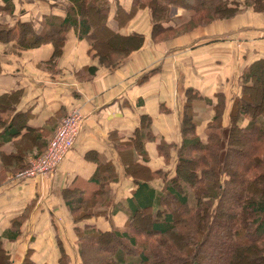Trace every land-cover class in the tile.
<instances>
[{
	"label": "crops",
	"instance_id": "1",
	"mask_svg": "<svg viewBox=\"0 0 264 264\" xmlns=\"http://www.w3.org/2000/svg\"><path fill=\"white\" fill-rule=\"evenodd\" d=\"M142 1L146 6L137 9L128 22L120 24L114 16L117 6L129 12L134 1L109 0V27L123 35L138 33L145 38L144 46L120 60L115 68L101 66L89 43L80 39L75 30L67 33L55 73L40 68L53 55L51 43L22 53L14 51L15 42L0 43V96L22 91L15 109L0 115L11 120L19 112L28 113V127H22L13 140L1 144L5 134L0 128V172L4 169L3 153L14 157L20 146L28 151L31 142L25 136L33 134L29 130L45 132L47 136L43 137L49 141L69 109L78 106L85 118L74 148L55 172L18 179L7 170L0 183V237L14 218L23 216L18 239H4V248L10 251L13 264H21L28 250L38 264H58L63 250L74 264H80L76 226L122 228L127 216L122 211L108 220L93 216L76 224L65 203L66 188H80L90 197L100 187L94 181L99 162H112L118 174V180L109 184L114 187L112 203H121L137 188L134 178L125 173V161L138 159L151 170H165L174 175L177 149L184 139L187 92L191 89V94H196L190 106L193 131L205 140L219 98L223 100L222 124L228 127L245 68L264 58V16L244 12L233 19H219L185 35L156 42L152 37L150 0ZM15 4L12 25L31 20L38 32L44 29V15L65 16L68 6L66 0H15ZM174 13L165 26L178 27L195 14L193 10L178 8ZM89 65L98 68L93 77L83 71ZM156 68L159 70L150 74ZM147 115L152 119L153 133L174 146L169 162L160 156L154 141L146 144L148 162L142 161L136 149L120 147L133 137ZM247 123L245 119L243 124ZM21 153L26 154L24 150ZM36 153H30L27 164ZM127 153L129 160L124 158ZM150 185L162 190L164 181L155 178Z\"/></svg>",
	"mask_w": 264,
	"mask_h": 264
},
{
	"label": "trees",
	"instance_id": "2",
	"mask_svg": "<svg viewBox=\"0 0 264 264\" xmlns=\"http://www.w3.org/2000/svg\"><path fill=\"white\" fill-rule=\"evenodd\" d=\"M133 1L129 12L117 6L114 16L120 24L128 22L137 9L146 6L142 0ZM235 1L151 0L148 7L153 15V37L157 40L159 35L184 30L183 25L165 26L171 9L193 10L195 14L188 22H192L195 28L237 14L238 9L230 6L232 3L237 7ZM67 2L66 15H44V29L38 32L31 20L17 21L16 25H12L15 0H3L0 5V43L15 42V52L51 43L54 52L47 61L52 62L60 56L67 33L75 30L80 39L90 41L101 63L112 68L119 63L118 56L124 59L144 46L143 35L132 33L127 36L109 27V0ZM157 70L159 68L151 70L150 74ZM87 71L93 77L97 67L90 66ZM260 71L264 72V58L254 61L244 74L241 94L235 97L231 110L228 133L227 127L222 124L223 100L219 98L216 114L208 123L205 140L193 131L190 106L196 94H191V89L187 92L188 102L182 125L184 139L177 149L174 175L165 170H151L138 159L135 162L125 161V173L134 178L137 188L121 203H112L111 191L114 187L109 184L118 180V174L112 162H99L94 181L100 187L90 197H86L80 188H66L65 203L76 224L93 216L108 220L122 211L127 216L122 228L113 226L103 230L95 224L76 226L79 256L84 264H201L209 260V245L221 242L223 236L225 245L216 255V260L231 256L227 264H242L245 258L248 259L247 264L252 261L264 264V95L260 94L261 104L256 105L249 93L261 82L255 75ZM21 94L22 91L18 90L0 96V113L15 109ZM248 116L250 119L244 125ZM27 117L26 112L15 114L11 120H4L0 115L1 133L5 134L1 144L18 137L22 127H28ZM151 122L150 116H144L140 128L120 147L136 149L142 161L148 162L146 144L154 141L160 156L169 162L174 146L153 133ZM29 132L33 134L25 136L31 142L28 151L20 146L14 157L3 153L4 169L0 172V183L5 179L7 170L16 175L27 167L30 153L37 152L34 156H38L48 147V140L43 137L47 136L45 132L39 129ZM15 145L19 143L15 142ZM248 145V161L236 164L237 147ZM35 148L37 150L34 151ZM129 157L130 153L124 156L125 160ZM185 171L190 174H185ZM155 178L163 179L162 190L150 185ZM22 218H14L12 225L0 237V264H13L10 251L4 248V239H18ZM143 219L149 223L151 230L147 231L142 226ZM21 264H38L31 259V250L27 251ZM58 264L74 263L63 250Z\"/></svg>",
	"mask_w": 264,
	"mask_h": 264
},
{
	"label": "rangeland",
	"instance_id": "3",
	"mask_svg": "<svg viewBox=\"0 0 264 264\" xmlns=\"http://www.w3.org/2000/svg\"><path fill=\"white\" fill-rule=\"evenodd\" d=\"M67 1V0H66ZM150 2H151V0L148 2V4H150ZM235 2H237L238 3V5H237V7L234 5V4H232L231 3V7H234V8H237L238 9V13L237 14H235L234 16H231L230 18H225V20H230V19H233V18H235L236 16H238V15H240V14H242V13H244V12H251L252 13V11H253V13H255V15H260L261 17H263L264 16V0H236ZM68 3V2H67ZM149 8V7H148ZM172 11H170L171 13H169L170 15H169V17L168 18H171L174 14H176V13H174V9H171ZM257 10V11H256ZM137 11V10H136ZM149 13H150V15H151V19H152V26L154 27V23H153V15L151 14V10H150V8H149ZM174 13V14H173ZM194 15V14H193ZM190 20V19H189ZM188 20V21H189ZM217 20H219V19H216V21ZM216 21H213L212 23H215ZM12 20H11V24H12ZM190 23V24H189ZM192 22H186V23H184V24H182L183 26H184V30H182V31H177V32H174V34H163V35H159V39H157V40H155L154 39V37H153V40L154 41H156V42H158V41H160V39H164V40H166V39H173L174 37H175V35L176 36H178V35H185L186 33H188V31L190 32V31H193V30H196L197 28H202L203 26H207V25H211L212 23H210V24H204V25H202V26H198V27H195V28H193L192 27V24H191ZM189 24V25H188ZM12 26V25H11ZM181 26V25H180ZM186 29V30H185ZM154 30V29H153ZM178 34V35H177ZM86 40V39H85ZM88 43H89V45H90V51H94V54L98 57V59H99V56L97 55V51L95 50V49H93V47H92V45H91V43H90V41L89 40H86ZM64 47H65V44L63 45ZM31 50V49H30ZM25 51H29V50H22V51H20V50H18V53L20 52V53H22V52H25ZM63 51H64V48H63V50H62V52L60 53V56L58 57V59H57V61L55 60V61H52V62H46V63H44L43 65H41L40 66V68L41 69H43V70H48V71H50V72H52V73H55V71H58V70H56V65H58V62H59V59H60V57H61V55L63 54ZM118 60H121V59H123L121 56H118ZM252 64V63H251ZM251 64H249L246 68H245V70H244V74H246V72H247V70H248V67H250V65ZM100 65L101 66H106V65H104V63L102 64L101 63V60H100ZM91 66H94V65H91ZM89 67H90V65H89ZM89 67H86V68H84V70L83 71H85L87 74H88V69H89ZM95 67H97V66H95ZM98 69V68H97ZM255 75H256V77L259 79V81H261V82H259L258 83V85L256 86L255 85V87L256 88H252L250 91H249V93H250V95L252 94L253 95V98H252V101L256 104V105H260L261 104V102H260V97H261V95L260 94H262V95H264L263 94V92H264V72H262V71H260V72H258V73H255ZM88 77H91L90 76V74H88ZM243 81H241L240 83H241V85H240V89H242V83ZM260 83H263V84H260ZM262 92V93H261ZM240 94H241V91H240ZM239 94V95H240ZM238 96V95H237ZM77 108H79L78 106H76ZM76 107H74V108H76ZM74 108H72V109H74ZM72 109H69L68 110V112L63 116V118H62V121L64 120V118H65V116H67L68 115V113L72 110ZM245 119H247L248 121H249V116L247 117V118H245ZM62 121L59 123V125L62 123ZM58 125V126H59ZM58 126H57V128H58ZM57 128H56V130H57ZM227 130H226V133H228V127L226 128ZM56 130H55V133H56ZM55 133L53 134V136L55 135ZM52 136V137H53ZM51 137V138H52ZM51 138L49 139V141L51 140ZM49 141H48V143H49ZM238 149H239V153L237 154V156H238V158H237V160H236V164H244V162L246 161H248V159H249V145L248 146H245V148L243 147V148H241L240 146H238L237 147ZM47 149V148H46ZM46 151V150H45ZM44 151V152H45ZM43 152V153H44ZM43 153H40L38 156H34V158H37V157H39V156H41V154H43ZM34 158H31V159H34ZM177 160H178V158H177ZM176 164H177V161H176ZM185 174H190L189 173V171H185L184 172ZM79 223V222H78ZM142 226L145 228V229H147V231H149V230H151L150 229V225H149V223H147V221L145 220V219H143V221H142ZM84 227V226H83ZM221 242H213V243H211L210 245H209V247L207 248V250L209 249V256H208V259L209 260H206V261H204V263L202 262L201 264H227L228 263V261L231 259V256H224L223 257V260H216V255L218 254V252H220V250H221V248L223 247V245H225V243H224V236H223V238H222V240H220ZM207 252V251H206ZM208 253V252H207ZM81 260V259H80ZM248 259H244V261L242 262V264H247V261ZM254 263H256V262H254V261H252V262H250V264H254ZM80 264H84L83 263V261L81 260V263Z\"/></svg>",
	"mask_w": 264,
	"mask_h": 264
},
{
	"label": "built area",
	"instance_id": "4",
	"mask_svg": "<svg viewBox=\"0 0 264 264\" xmlns=\"http://www.w3.org/2000/svg\"><path fill=\"white\" fill-rule=\"evenodd\" d=\"M84 119L80 108L72 109L58 126L46 151L41 156L29 160L27 167L15 176L18 179H27L40 175L49 176L55 172L63 158L74 148Z\"/></svg>",
	"mask_w": 264,
	"mask_h": 264
}]
</instances>
